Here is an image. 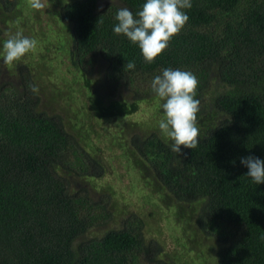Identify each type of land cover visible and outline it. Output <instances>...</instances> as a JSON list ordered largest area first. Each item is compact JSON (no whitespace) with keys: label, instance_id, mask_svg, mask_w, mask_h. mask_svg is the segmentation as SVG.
<instances>
[{"label":"trees","instance_id":"trees-1","mask_svg":"<svg viewBox=\"0 0 264 264\" xmlns=\"http://www.w3.org/2000/svg\"><path fill=\"white\" fill-rule=\"evenodd\" d=\"M145 2L60 4L53 13L62 27L58 50L50 31L36 30L38 10L29 0H0V43L10 24L37 42L14 65L19 81L4 78L0 68V264H177L146 237L142 219L109 227L111 193L96 198L89 186L73 184L74 177L100 178L105 167L88 128L67 115L81 96L79 110L87 106L97 117L160 101L151 81L168 67L198 80V146L181 145L176 154L156 127L123 135L120 144L155 188L181 206L198 205L195 224L219 244L217 264H264V183L255 184L240 163L247 156L264 160V0H191L183 10L189 20L152 63L113 32L119 7L135 14ZM62 53L82 80L76 92L65 93L67 105L49 101L64 94L58 85L50 88ZM101 60L104 77L94 85ZM128 61L134 70L126 69ZM153 105L164 119L161 101Z\"/></svg>","mask_w":264,"mask_h":264},{"label":"rangeland","instance_id":"rangeland-1","mask_svg":"<svg viewBox=\"0 0 264 264\" xmlns=\"http://www.w3.org/2000/svg\"><path fill=\"white\" fill-rule=\"evenodd\" d=\"M69 1L42 0L45 7L39 9L34 15V19L39 23V28L36 30L43 28L50 31L49 34L54 38V48L58 50L60 45L57 43V38L62 27L56 23L53 13L57 11L60 4ZM111 1L99 0V3L104 5ZM20 30L15 24L8 25L4 28L5 40L7 38L5 33H15ZM67 31L68 29L66 31L64 29L63 33ZM3 44L0 43V68L4 71L3 77L19 81V75L14 67L17 65V60L11 64L3 63ZM60 56L62 63L59 64V70L50 74L52 76L50 88L58 85L64 94H59L49 101L53 103L58 101L59 105L62 103L67 105L65 93H69L71 89L76 92L75 89L81 87L82 82H79L81 79L77 76L68 54L62 53ZM105 68L106 61L101 60L92 77L94 80L97 79L94 85L102 82ZM49 79L45 76L46 82ZM125 97L127 101H131L128 94ZM79 99L78 102L71 103L72 106L67 109V115L74 121L78 120L84 128H88L95 142L93 149L98 150L96 154L103 162L105 172L100 178L94 180L74 177L73 184L76 187L89 186L92 196L96 198L103 193H111L114 219L111 220L109 227L120 228L127 224L130 218L142 219L146 237L156 239L162 245L166 259L177 264H217L216 250L219 244L212 238L204 236L195 224L198 205L183 204L181 206L167 194L166 190L155 188L152 179L143 173L141 166L133 157L126 156L125 146L120 144L123 135H126L125 139H127L133 132L144 134L150 133L151 127L159 128L160 116L154 113L153 103L161 101L162 104L164 101L161 99L160 101L158 99L142 101L130 112L117 110L110 112L108 117H97L87 106L83 111L79 110L84 106L85 97L81 96ZM99 230L102 233L105 228Z\"/></svg>","mask_w":264,"mask_h":264},{"label":"clouds","instance_id":"clouds-1","mask_svg":"<svg viewBox=\"0 0 264 264\" xmlns=\"http://www.w3.org/2000/svg\"><path fill=\"white\" fill-rule=\"evenodd\" d=\"M113 2V0H112ZM33 9L45 7L42 0H29ZM191 0H146L135 14L127 7H119L114 17L116 35L123 34L138 45L145 62L152 63L168 46L189 20L184 9H190ZM3 63L11 64L36 47L37 42L23 35L22 31L5 33ZM135 62L128 61L127 70L135 69ZM198 86L196 76L190 71L171 67L161 69L151 81L152 92L164 102L161 107L164 119L159 121L161 133L170 139L172 152L181 153V145L194 149L199 144L197 113L200 101L195 99ZM31 91L38 93L37 85ZM240 163L248 171L246 176L255 184L264 183V160L254 156L241 157Z\"/></svg>","mask_w":264,"mask_h":264}]
</instances>
